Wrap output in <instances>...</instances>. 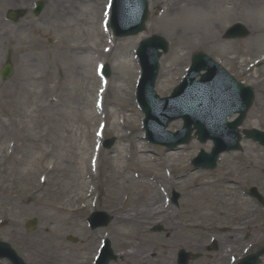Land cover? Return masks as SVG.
Returning a JSON list of instances; mask_svg holds the SVG:
<instances>
[{
	"label": "rangeland",
	"instance_id": "rangeland-1",
	"mask_svg": "<svg viewBox=\"0 0 264 264\" xmlns=\"http://www.w3.org/2000/svg\"><path fill=\"white\" fill-rule=\"evenodd\" d=\"M33 1L0 7V67L7 60L13 65L12 76L0 79V240L28 264H94L98 240L103 238L116 253L108 264H176L179 248L202 254L189 264H217L218 259L207 258V252L222 257L225 264V248L236 253L260 248L264 205L251 198L248 190L256 186L264 196L262 147L242 138L240 150L221 154L214 169L194 170L191 159L200 148L209 151L212 143L192 138L173 150L149 143L132 80L139 74L134 52L139 41L158 34L168 42L167 52L159 58L155 82L159 96L168 95L182 79L192 53L204 52L254 88L253 105L242 127L264 130V0H213L207 13L211 30L204 18L199 25L198 16L178 15V1L181 5L189 0H147L150 14L145 30L127 38H115L109 32L111 47L103 37L91 39L102 32L107 0H43L38 16L33 15ZM221 4L227 13L219 20L215 8ZM10 9H22L24 15L8 20L5 14ZM235 22L247 26L249 36L224 39V30ZM30 39L36 44L32 46ZM98 55L110 69L106 103L128 118L123 125L115 116L107 120L103 137H114L115 142L100 150L98 174L88 170L94 185L88 196L82 160L100 146L101 138L95 135L100 121L84 123L73 110L78 108L82 116L88 110L94 87L101 81L93 70ZM42 70L50 82L36 79ZM53 100L58 103L51 110ZM21 122L26 124L23 131ZM181 124V120L172 121L168 130H177ZM113 186L120 187V192H114ZM173 190L180 199L177 205L169 203L171 221L158 219L165 232L151 231L155 220L149 215L140 230L117 225L118 208L137 207L153 193L159 194L162 203ZM94 210L112 215L107 226L94 230L87 226L86 217ZM31 218L37 219L36 227L26 232L25 223ZM212 237L218 240L217 248L208 251ZM33 239L40 240V248L30 247ZM44 246L59 257L39 256ZM129 249H135V256L120 259L119 252ZM0 264L10 263L0 259Z\"/></svg>",
	"mask_w": 264,
	"mask_h": 264
},
{
	"label": "water",
	"instance_id": "water-1",
	"mask_svg": "<svg viewBox=\"0 0 264 264\" xmlns=\"http://www.w3.org/2000/svg\"><path fill=\"white\" fill-rule=\"evenodd\" d=\"M115 5L118 10L121 11L119 13L122 16L121 21L126 24L129 23V26L126 27L123 31H118L116 25H114L112 21V25L116 34L118 35H126L134 34L144 29V22L148 16V12L146 10V3L144 0H116ZM42 8V2L38 3L36 8V13L40 11ZM9 17L15 19L19 16V13L11 11L8 14ZM247 30L241 24H235L230 27L226 33L225 37L234 38V37H242L247 34ZM166 42L160 36H152L151 38L142 42L140 48L138 49V55L141 60V64L143 67V74L140 80L139 88H138V103L140 104L142 110L146 114V127L149 131V134H152V125L159 124V130L162 131L165 127L167 121L172 120L174 117H183L185 122L182 129V137L177 141L169 144L170 146H174L177 143L188 142L190 139V133L193 130L191 125H193L194 129H197L196 134L198 135V139L200 141H205L207 138H211L214 141L215 147L212 150L211 154H206L203 151L200 152L197 159H195L194 164L196 166L205 167H214L215 158L218 153L221 151L229 150L232 148H238V140L239 135L236 127L241 123L243 116L248 109L249 105L253 99V92L249 87H243L234 79H231L232 86L235 89L236 93L240 98V104L238 106H234L230 109V107L222 108L220 105L221 97L224 95L221 92V82L216 80V74H220L218 71H224L221 68H217L208 57L203 54H194L192 56V65L190 67L189 74L184 82L174 90L171 99H165L163 101H170L175 98L183 97L185 94L189 93L190 90L193 89L195 83L194 78L199 73L200 70L205 69L207 73L202 75L201 89L198 94L199 98V112H195L194 110V102L185 106L183 108L178 109V112L175 115H168L159 120L155 115V105L156 95L152 92V87L154 84V79L156 76L157 70V59L159 57L158 48L163 49L165 51ZM12 72V68L10 64H5L2 69L1 76L2 78H8ZM104 73L108 75V68H105ZM191 94V93H190ZM232 112H238L240 116L231 124L226 122V117L230 115ZM222 130L221 132H215L217 130ZM245 137L252 138L256 141H259L264 146V132L253 129L251 131H243ZM222 133L228 135L229 140L224 139L222 137ZM112 143V140H108L105 142L106 146H109ZM251 194L256 196L261 202L263 199L256 193L255 189H251ZM101 223L106 224L109 220L105 214L101 215ZM35 224V220H31L29 222L28 229L33 227ZM98 222H94V226L98 225ZM0 250L4 252L6 256H8L13 264H23L22 261L15 255V252L12 251L9 246L5 243L0 242ZM264 253V247L261 248L255 254L248 256L244 259L242 264H257L258 257ZM183 257V256H182ZM112 258L111 252L108 249V245L106 247V253L99 261V264H106L108 259ZM188 258V253L184 255L183 262H186Z\"/></svg>",
	"mask_w": 264,
	"mask_h": 264
},
{
	"label": "bare ground",
	"instance_id": "bare-ground-1",
	"mask_svg": "<svg viewBox=\"0 0 264 264\" xmlns=\"http://www.w3.org/2000/svg\"><path fill=\"white\" fill-rule=\"evenodd\" d=\"M17 2L22 3L23 0H0V7H4V6H9V5H13ZM214 1L213 0H189L184 4H179V1L177 3L178 7V15L180 14H188L191 16H198V21H199V25H202V23H200V19L204 18L205 22H207V27L211 30L212 26H210L211 24V18H207V13L210 12V8L213 6ZM216 10L218 9V19L222 20L223 19V15L227 13V9L223 6V4H221L220 6H218L217 8H215ZM196 18V17H195ZM207 18V19H206ZM202 20V19H201ZM22 26V25H21ZM19 29H23V27H21ZM96 37V39L94 38ZM102 37L104 38V43L106 44L107 41L109 40H105L106 36L101 34H96L94 33L93 35H91V39L96 40V41H100L102 40ZM135 41L134 38L130 39V42L133 43ZM31 45H35L36 41L30 39ZM92 51V50H91ZM95 51V50H94ZM127 53V52H126ZM125 53V56H127V54ZM178 55V54H177ZM183 57V55H179L178 58ZM98 64V67L101 66L100 62H96ZM125 68L127 73L130 72L128 71L129 66L127 65V62L124 63ZM47 78H49V74L42 70L38 73L37 78L40 81L43 80V82H47L49 81ZM45 80V81H44ZM50 82V81H49ZM106 85V84H105ZM105 87L101 88L100 87H94V96L93 98H91L90 103H88V110H85L84 116H82L81 111L74 109L73 114L75 116H77L79 120H81L84 123H92L93 125L97 123V121L100 119V116H103L104 121L106 119H109L110 116H115V121L117 119L118 122H120V124L123 125L124 120H125V116L126 118H128L127 115H125L124 113H121L120 111L118 112V110H116L113 106L112 103H106V93L109 90V82L107 83L106 88ZM105 90V91H104ZM98 96H101L100 100L96 101V94ZM57 103L58 101H54L51 102V110L52 109H56L57 107ZM107 108H110L111 111H109ZM55 111V110H54ZM121 118V119H120ZM26 127V124L24 122L20 123V130L23 131ZM83 153H85L84 151H82ZM140 153V151H137L134 154V158L135 160H137L138 158V154ZM83 163V175H81L83 177V179H88L87 184L85 186V189H87V193H90V189H91V177L88 173L89 170V165L92 166H96V169H98L99 166V160H93L91 154L89 152H87L85 154V156L83 157L82 160ZM138 180V177H137ZM132 182H129V184L127 183V185H130ZM137 184V183H136ZM114 192L119 193L121 188L118 186H113L111 187ZM160 193V192H158ZM160 196L157 193H153V195L149 198L146 199V201L142 202L139 206L134 207V208H126V209H117V214H115V219H116V223L117 225H119L120 227H126V226H131L134 230H140L142 228V226L145 223V220L147 219V216H151L153 220H157V219H161L162 221H171L172 219V207H170L169 205H166V207H164V204L162 203V205L160 204ZM163 201V199H162ZM160 204V205H159ZM59 212H62V209L59 210ZM52 221V220H51ZM53 224V223H52ZM53 229V228H52ZM49 231V230H48ZM51 232L49 231L48 233H46V235L50 236ZM40 241V240H39ZM38 240H32L30 242V247L31 248H40L41 247V243H39ZM139 242V241H138ZM40 245V247H39ZM51 247H46L44 246L41 250H40V255H43V257H47L46 255L51 257H59L58 254L53 255V253L51 252ZM145 253H149V252H145ZM120 259H125L127 257H133L135 256V249H129V250H125V251H121L119 252ZM145 259V258H144Z\"/></svg>",
	"mask_w": 264,
	"mask_h": 264
}]
</instances>
